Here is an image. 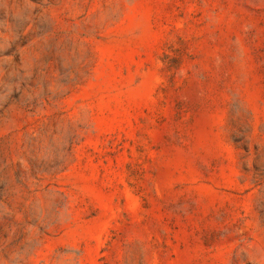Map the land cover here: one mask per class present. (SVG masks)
I'll list each match as a JSON object with an SVG mask.
<instances>
[{
  "label": "rangeland",
  "instance_id": "obj_1",
  "mask_svg": "<svg viewBox=\"0 0 264 264\" xmlns=\"http://www.w3.org/2000/svg\"><path fill=\"white\" fill-rule=\"evenodd\" d=\"M0 264H264V0H0Z\"/></svg>",
  "mask_w": 264,
  "mask_h": 264
}]
</instances>
